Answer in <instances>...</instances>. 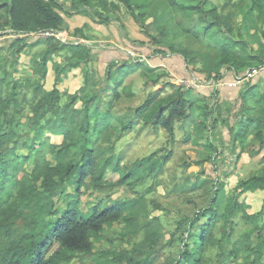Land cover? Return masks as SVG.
<instances>
[{"label":"trees","instance_id":"1","mask_svg":"<svg viewBox=\"0 0 264 264\" xmlns=\"http://www.w3.org/2000/svg\"><path fill=\"white\" fill-rule=\"evenodd\" d=\"M152 3L0 0V36L16 37L7 48L12 71L0 67V87L5 92L0 98V264H71L75 254H80L79 259L91 256L103 227L119 222L124 226L121 237L131 240L141 234L146 251L102 252L96 263L151 264L150 258L163 242L162 226L159 217L140 219L143 200L160 185L172 153H152L125 166L115 153L117 141L124 134L150 127L164 132L172 145L178 126L184 132L183 144L202 146L206 162L219 158L221 150L210 138L217 129L214 112L220 113L214 102L217 90L208 99L183 89L162 96L173 85L151 80L154 69L140 60L111 63L105 79L95 86L91 84L94 72L88 69L92 44L81 43L88 40L81 28L73 30L72 37L80 40L77 43L69 41L68 35L63 38L68 26L61 12L65 8L68 17L89 13L100 25L125 11L137 26L151 19L144 25V34L152 43L180 56L187 68L207 80L218 83L230 72L237 82L264 66V0L228 1L232 10L226 14L218 13L208 0H156L151 8ZM238 16L241 21L235 23ZM45 33L59 38L39 37ZM36 38L33 44L27 43ZM38 46L44 47L31 57L30 75L16 78L20 56ZM49 64L53 86L46 91ZM75 71L82 74L81 87L71 95L61 92L58 86ZM134 75L150 84L148 93L140 105L119 111L133 96L125 82ZM159 83L160 91L155 93ZM236 116L234 126H229L230 145L238 147L240 155L254 158L264 150V87L261 92L257 84H248L239 94ZM248 136L251 140L245 144ZM54 138L60 141L55 143ZM259 162L261 168L240 180L229 195L223 182L203 177L202 172L193 181L184 179L181 189L204 190L206 196L192 217L175 221L167 242L173 254L165 264H264V220L259 221L264 200L258 213L248 214V206L238 199L246 193L264 192V156ZM24 163H31V168L27 170ZM193 164L202 166L203 161ZM109 175H116L117 180ZM118 189L133 198L112 199ZM89 192L95 204L84 213L79 203ZM56 197L65 199L64 208L57 207ZM52 246L55 249L50 251Z\"/></svg>","mask_w":264,"mask_h":264},{"label":"rangeland","instance_id":"2","mask_svg":"<svg viewBox=\"0 0 264 264\" xmlns=\"http://www.w3.org/2000/svg\"><path fill=\"white\" fill-rule=\"evenodd\" d=\"M184 1V0H179ZM196 3V0H190ZM211 6L217 9L218 13L226 14L232 10L228 5V1L231 3L235 0H208ZM62 3V2H60ZM69 5V2H67ZM156 5V0H153L151 8ZM63 18L68 26V30L64 33L68 35V40L77 43V40L72 37L73 30L76 28L83 29L84 34L88 40L83 42L85 45H91V57L92 63L88 65V69L94 72V79L91 84L99 86L105 79V70L111 63H130L132 61L140 60L146 63L151 69H154L153 73L149 74L151 80H159L161 82L169 83L174 88L166 89L162 96L171 94L172 91L183 89L184 91H190V94L200 99H208L214 90L218 91V97L214 102L217 103L220 113L214 112V117L217 119V129L212 134L211 142L214 145H218L221 150L219 158L215 157L213 163L206 162V156L202 146H193L192 144H183L184 132L176 127L175 142L168 144V136L164 132H155L150 127H146L138 132H131L124 134L118 141V150L115 153L119 157L123 158V164L125 166L134 163L136 160L148 157L152 153L156 155H162L163 151H170L172 153L170 160L164 165L163 173L160 175V185L156 186L150 194H147L143 200L144 211L140 219L143 216H148L149 220L153 217H159L162 226L163 242L161 247L156 248L157 253L150 258L151 264H165L169 254L172 253V249L169 248V233L174 229L175 221L182 217H192L197 208H200L205 198L204 190H198L196 192H187L186 189H181L180 185L184 182L185 178L193 181V176L198 173H203V177L208 176L211 179H218L225 185V191L229 195L234 190L237 183L240 180H245L252 177L253 174L261 168L259 160L264 156V150L258 151V156L250 158L248 154H239V148L233 149L230 145L232 132L229 130V126H234L238 116H236V110L239 109V94L253 82L257 84L261 90L264 87V74L259 72V69L250 76H246L244 80L237 83L234 80L232 73L227 72L226 76L220 82L207 80L203 75L196 73L192 67H186L183 59L180 56L172 55L164 47L155 45L151 42V39L146 37L144 33L146 30L144 25H149L152 20H144V25L137 26L132 18L130 12H121L119 16L112 17L111 21L107 25L98 24L97 20H94L89 13L77 14L73 17H68L65 14V8L62 10ZM68 17V18H67ZM241 17L234 19L235 23H239ZM175 22V19L173 20ZM236 33V31H235ZM15 38H11L5 35L4 39L0 41V67L7 73L12 71L11 68V56L8 54V46ZM38 38L28 41V44H33ZM72 39V40H71ZM80 41V40H79ZM82 43V42H81ZM44 46H38L29 54L20 56L18 59L16 73L14 76L19 79H23L30 75L32 63L31 57L36 51L42 49ZM41 51V50H40ZM39 51V52H40ZM38 52V53H39ZM37 53V54H38ZM58 61V59H56ZM48 74L44 81V89L50 91L53 86V74L51 72V65H48ZM2 72L0 73V80L2 79ZM236 79V78H235ZM216 84H215V83ZM129 84L130 90L133 96L126 99L123 104L118 107L119 111H124L128 107H136L140 105L148 93L147 87L149 83L145 85L144 80L139 75L132 76L125 82ZM82 85V74L80 71H75L68 74L66 79L58 86L61 92L67 94H74ZM231 85H233L231 87ZM161 88L160 83L154 88L156 93ZM223 88V89H222ZM229 89V90H228ZM239 89V90H238ZM160 91V90H159ZM158 91V92H159ZM4 88L0 87V98L4 97ZM28 99H31V94H28ZM224 119V122H223ZM0 119V124H1ZM25 123V120H22ZM24 131V130H23ZM251 136H248L245 140V144L249 143ZM59 139L54 138L53 142H59ZM77 153V150H73ZM22 154H26L22 152ZM239 156L238 159H236ZM203 161L202 166H196L194 162ZM185 164V166H184ZM187 165V166H186ZM27 170L31 168V163H24ZM112 175H109V177ZM114 181L117 180V176H112ZM74 186L68 188L67 193L72 194ZM83 192V190H82ZM91 193L88 195L83 194L80 204L82 212H86L92 205L95 204V199L90 198ZM121 198L130 200L133 195L130 192L118 189L114 192L112 199ZM239 201L244 202L248 206L246 213L255 214L260 211L262 202L264 200V192L256 191L254 193H246L241 195ZM57 207L64 208V201H60L58 197L55 198ZM103 202V200H99ZM179 220V219H178ZM264 220V214L259 217L260 224ZM123 225L115 223L110 227H103L101 232V240L94 243V251L91 256L79 259L80 254H75L76 257L71 264H97V259L102 252L117 253L122 250L138 249L146 251V248L142 246V235H138L134 239H127L121 237V231ZM242 230L243 227L238 229ZM55 247L52 246L51 250ZM140 251V252H141ZM105 255V254H103ZM94 258L96 260H94ZM240 262V261H238ZM105 263V262H104Z\"/></svg>","mask_w":264,"mask_h":264},{"label":"built area","instance_id":"3","mask_svg":"<svg viewBox=\"0 0 264 264\" xmlns=\"http://www.w3.org/2000/svg\"><path fill=\"white\" fill-rule=\"evenodd\" d=\"M9 37H12V36H9ZM39 37H41V38H46V37H56V38H59V35H55L53 33H45V34L40 35ZM12 38H15L16 39V37H12ZM63 38H64V35H63ZM65 38H67V37L65 36ZM3 39H4V37L0 36V41L3 40ZM259 72L264 73V66L259 69ZM255 73L256 72H254V74Z\"/></svg>","mask_w":264,"mask_h":264},{"label":"crops","instance_id":"4","mask_svg":"<svg viewBox=\"0 0 264 264\" xmlns=\"http://www.w3.org/2000/svg\"><path fill=\"white\" fill-rule=\"evenodd\" d=\"M263 74H264V73H263ZM242 82H243V81H242ZM263 83H264V82H263ZM250 84H252V85H253L254 83H253V82H251ZM254 85H255V84H254ZM222 89H223V88H222ZM228 90H229V89H228ZM238 90H239V89H238Z\"/></svg>","mask_w":264,"mask_h":264},{"label":"clouds","instance_id":"5","mask_svg":"<svg viewBox=\"0 0 264 264\" xmlns=\"http://www.w3.org/2000/svg\"><path fill=\"white\" fill-rule=\"evenodd\" d=\"M249 76V75H248ZM239 82H241V81H237V83H239ZM231 86H233V85H231Z\"/></svg>","mask_w":264,"mask_h":264}]
</instances>
